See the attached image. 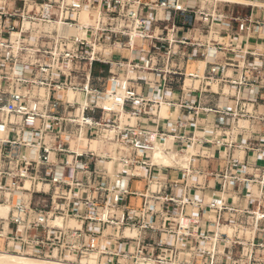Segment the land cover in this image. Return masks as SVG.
Here are the masks:
<instances>
[{
	"label": "built area",
	"instance_id": "built-area-1",
	"mask_svg": "<svg viewBox=\"0 0 264 264\" xmlns=\"http://www.w3.org/2000/svg\"><path fill=\"white\" fill-rule=\"evenodd\" d=\"M1 3L0 128L6 131L5 137L0 135V203H8L10 210L0 216V240L7 250L80 264H264L261 134L249 135L240 145L216 141L227 147L226 167L215 175L222 193L206 200L183 179L152 176L151 154L166 133L153 117L142 122L143 116L157 117L159 107H152L158 102L144 98L131 83L139 78L128 75L146 70L172 85L170 75L179 70L173 62L181 28L173 21L161 31L164 23L180 14L183 26L192 24L194 14L196 19L200 15L201 26L217 30L228 18L224 9H196L182 0ZM84 8L97 10L99 17L83 24ZM235 20L241 31L264 35L263 19ZM58 22L75 26L76 32L51 27ZM139 43L140 49L135 47ZM113 50L137 55L115 58ZM139 52L148 56L140 61ZM252 55L263 57L262 65L240 64L236 84L255 87V96L264 90V52ZM97 63L117 72L97 76ZM122 71L125 78H120ZM210 71L216 75L220 70L216 65ZM227 111L231 120L220 119V126L264 128V106L256 97ZM187 121L178 120V126ZM110 136L123 151L118 158L98 155L91 146L78 150L81 138L96 137L109 149ZM174 137L193 148V138ZM237 150H253L261 158L239 164L233 155ZM107 160L117 162L115 172ZM143 166L149 169L147 186L133 190L130 182L139 179ZM231 182L236 192H229Z\"/></svg>",
	"mask_w": 264,
	"mask_h": 264
},
{
	"label": "crops",
	"instance_id": "crops-1",
	"mask_svg": "<svg viewBox=\"0 0 264 264\" xmlns=\"http://www.w3.org/2000/svg\"><path fill=\"white\" fill-rule=\"evenodd\" d=\"M1 1L4 2V0H0V5L2 4ZM197 5L195 3L191 6L196 8ZM199 7L202 8L203 6L200 5ZM246 11L247 13L232 7L229 10H223L228 18L222 21L221 26H217V30H208L206 27L201 26L200 15L196 19L194 14H191L192 24L183 26L182 16L173 14L172 21L164 23L166 27L161 29V31L166 30L168 26L172 25L173 21L181 28L177 32L180 43L174 44L175 50H178L179 53L176 55L173 66L179 70H177V74L170 75L174 80L173 84L165 85L162 77H157L154 73L146 70L133 71L128 74L130 78H139V81L135 82L133 80L131 83L138 87L144 98L158 102L155 105L153 104L154 106L152 105L153 111H156L157 106L159 107L157 117L143 116L142 122H149L153 117L158 124L159 131H165L166 140L158 141L159 145L168 153H188L189 156L187 165L183 161L174 164L159 163L151 156L150 161L153 169L150 172L152 176L160 174L161 177L169 181L183 179L187 181L189 188L193 190V194L195 193L198 196H204L205 194L206 200L211 196H220L222 193L219 189V179L215 175L226 167L223 151L227 147L222 146L220 148L216 141L221 139L240 145L253 133L261 134L264 139V128L260 125H254L248 131L219 125L220 119H224V121L231 120L226 115V113H230L227 110L229 108L234 110L241 101L246 100V97H256L258 103L264 106L263 89H258L257 95L254 96L252 90L255 87L253 88L249 84L242 86L236 84L240 82L242 74L241 68H238L240 64L247 65L255 62L260 66L263 62V57L252 54L264 52V35L261 32L248 34L241 31L239 22L235 19L237 17L250 18V16H253L256 19L261 18L264 20V11L256 10V8H249ZM149 41L154 42L153 40ZM135 47L140 49L141 44L139 43ZM131 53L130 50H113L115 58L118 56L130 58L137 55ZM147 56L148 54L139 52L140 61H143ZM216 65H218L220 71L215 75L211 73L210 68ZM261 68L263 69L262 66ZM95 72V75L107 78L111 77L117 70L108 64L97 63ZM125 74L124 71L120 72V78H125ZM193 74L197 75L192 76ZM238 94L243 95V97L238 99ZM164 103L168 106L167 115L162 114ZM146 109L148 110V107ZM195 109L199 112L197 115ZM182 118L188 120L187 126L179 127L177 121ZM192 119L193 121H191ZM180 134H184L190 139L193 138L192 150L189 151L191 146L188 143L182 144L174 137ZM256 139H254V142H257ZM89 146H91V142ZM100 151L99 149V152L96 151V153L112 156L109 149H105L104 153H100ZM233 155L235 162L249 164L256 160L259 153L253 150H237ZM258 158H261V156ZM107 162L109 163L108 160ZM109 168L111 172H115L117 162L114 161L112 168L110 166ZM138 169L141 175L139 179L130 182V187L133 190L142 191L147 186L149 169L145 166ZM239 177H244L243 173H240ZM241 186L246 189L243 183ZM255 187L257 186L255 185ZM236 191L235 183L231 182L229 192ZM230 193L226 192V195ZM132 199L135 200V198Z\"/></svg>",
	"mask_w": 264,
	"mask_h": 264
},
{
	"label": "bare ground",
	"instance_id": "bare-ground-1",
	"mask_svg": "<svg viewBox=\"0 0 264 264\" xmlns=\"http://www.w3.org/2000/svg\"><path fill=\"white\" fill-rule=\"evenodd\" d=\"M219 1V0H218ZM225 2H231L235 4H241V5H247V6H253V7H262L264 8V0H220ZM197 2L196 0H189V5H194V3ZM99 17V12L95 9H89L84 8L81 13V22L83 24H90L93 23L97 18ZM50 25H46L48 28ZM57 26L58 29H66L67 33L72 34L76 32L75 26H67L65 27L61 22L53 23L51 27ZM249 34V33H248ZM168 106L164 103L162 108V114H166ZM174 108V107H173ZM174 110V109H173ZM0 132L2 137H5V127L0 128ZM170 140V139H169ZM89 142H91V148L99 152V149L102 148V143L105 142V140L101 137L92 138V141H89L86 138H81V141L79 142L78 150L80 152H85L89 149ZM109 144V148L111 149V155L113 158H118L119 155L123 153V151H119L116 141H114L113 136H110V140L107 142ZM172 143V142H171ZM192 150V148L189 149V151ZM153 156L154 160L159 163H165V164H174V163H180L183 161L185 165L188 164L189 156L188 153H179V152H172L168 153L166 152L162 146H158L156 150L151 154ZM186 162V163H185ZM114 164V160H111L109 162L110 167L112 168ZM28 182L26 186H29ZM10 210V205L8 203H0V216H7ZM0 264H80V263H74L69 261H60V260H54L46 257H36L33 255H30L26 252H20V253H14L7 249H0ZM90 264H98L96 261H91ZM152 264V263H149Z\"/></svg>",
	"mask_w": 264,
	"mask_h": 264
},
{
	"label": "rangeland",
	"instance_id": "rangeland-1",
	"mask_svg": "<svg viewBox=\"0 0 264 264\" xmlns=\"http://www.w3.org/2000/svg\"><path fill=\"white\" fill-rule=\"evenodd\" d=\"M182 1L189 3V0H182ZM196 1L198 2V3L195 2L196 4H198L196 6V9H198L200 5L203 6V8H210V7L212 8L213 6H219L220 8H222L224 10H229L232 7L233 9H236V10L238 9L240 11L243 10L245 13H247L246 9L255 8L253 6L235 4V3L225 2V1H220V0L219 1L218 0H196ZM256 10H259V11L263 10L264 11V8L256 7ZM108 49H110V48H108ZM1 133H3V132H1ZM102 144L103 145L101 146L102 148H100V150H101L100 153H104L105 152L104 150L106 149V145L104 143H102ZM117 147H120V146L117 144ZM109 150H110V148H109ZM29 186H30V183H29ZM0 249H4V250L6 249L5 244H4V240H0Z\"/></svg>",
	"mask_w": 264,
	"mask_h": 264
}]
</instances>
